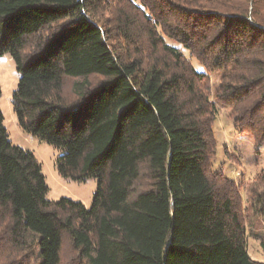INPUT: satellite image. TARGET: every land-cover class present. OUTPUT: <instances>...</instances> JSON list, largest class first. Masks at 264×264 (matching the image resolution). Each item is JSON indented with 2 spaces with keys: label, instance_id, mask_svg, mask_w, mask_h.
Segmentation results:
<instances>
[{
  "label": "trees",
  "instance_id": "16d2710c",
  "mask_svg": "<svg viewBox=\"0 0 264 264\" xmlns=\"http://www.w3.org/2000/svg\"><path fill=\"white\" fill-rule=\"evenodd\" d=\"M4 54L23 130L64 149L62 177L98 185L89 231L43 197L0 114V264H264L240 186L212 170L217 104L264 142V0H0ZM248 189L264 210V169Z\"/></svg>",
  "mask_w": 264,
  "mask_h": 264
},
{
  "label": "rangeland",
  "instance_id": "374dc122",
  "mask_svg": "<svg viewBox=\"0 0 264 264\" xmlns=\"http://www.w3.org/2000/svg\"><path fill=\"white\" fill-rule=\"evenodd\" d=\"M186 58L199 72H205L204 67L185 51ZM211 87L210 99L214 101V92L220 81L218 72H206ZM101 78L92 76V84ZM18 73L9 54L0 57V114L7 140L12 146L19 147L27 157L36 163L42 178L40 192L43 197L52 202L62 198L69 200V211L77 223L86 230H91L97 216L90 212L93 197L98 182L95 178L76 181L62 177L56 169V161L64 153L58 145L48 143L40 135L30 134L23 130L19 118L12 106V94L16 89ZM72 80L65 83L66 91H70ZM217 106L212 130L215 140V155L212 159V170L222 172L225 177L240 186L242 208L245 210L247 251L252 259L264 262V210L256 199H251L248 186L257 173L264 169V142L256 144L248 133L237 131L229 116V109ZM5 178H3V181ZM252 202H254L252 206ZM256 233L258 237L249 235ZM65 254L69 247H64ZM28 264H35L30 261Z\"/></svg>",
  "mask_w": 264,
  "mask_h": 264
}]
</instances>
